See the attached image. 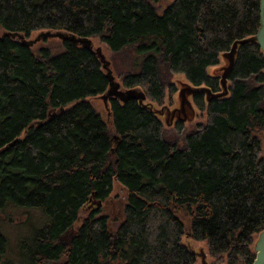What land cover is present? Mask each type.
<instances>
[{"label":"trees","instance_id":"16d2710c","mask_svg":"<svg viewBox=\"0 0 264 264\" xmlns=\"http://www.w3.org/2000/svg\"><path fill=\"white\" fill-rule=\"evenodd\" d=\"M161 1L0 0L2 31L61 30L99 37L116 53L133 49L135 68L123 83L147 95L110 99L104 117L87 99L109 88L95 53L69 41L54 53L0 38V214L28 207L43 216L26 264H195L186 234L219 261L254 263L264 229L260 44L238 46L228 94L192 95L207 119L183 145L165 138L155 103L173 92L175 74L222 92L221 76L209 69L235 41L258 33L260 0H173L159 13ZM175 125L185 128L181 118ZM114 180L128 191L118 226L102 216L80 220L109 200ZM182 207L194 213L189 229L177 214ZM1 226L0 218L5 264Z\"/></svg>","mask_w":264,"mask_h":264},{"label":"rangeland","instance_id":"374dc122","mask_svg":"<svg viewBox=\"0 0 264 264\" xmlns=\"http://www.w3.org/2000/svg\"><path fill=\"white\" fill-rule=\"evenodd\" d=\"M173 0H162L158 5V12L162 13L163 9L167 7ZM35 31L28 38H37L41 32ZM0 29V35L2 34ZM93 45L95 47H102L108 60H110V66L115 76L116 81L120 82L121 87L125 89L123 83V77L127 72L133 71L135 66L136 53L133 49H124L118 53L110 49V47L104 43L99 37H92ZM32 47L38 51L40 47L51 48L54 53H60L64 50V43L57 37L46 38L36 41ZM228 65V60L222 55L220 57V63L217 66L210 67L209 71L213 74L221 75L219 72L220 68ZM174 85L172 86L173 92L167 90L165 100L161 104H156L158 110L163 113L161 119L165 125V138L171 142H177L179 145L184 143V135L193 131L197 124L205 122L207 114L205 110H200L193 101L192 94L188 95L187 98L191 102L190 106H185L184 112H182L181 105V90L183 87L190 85L183 74H175L171 80ZM94 107L106 117L107 106L104 99L101 96L87 98ZM75 102L67 104L64 108L68 109L73 106ZM108 112V111H107ZM173 112H175L173 114ZM177 113V114H176ZM176 114V115H175ZM182 115L186 116V119H182ZM171 117H174L171 119ZM183 120L184 129L181 131L176 127L175 123L177 120ZM27 134L24 131L21 135L23 138ZM178 138V139H177ZM119 138H114L115 143ZM262 148L264 156V129L261 133ZM1 151V149H0ZM128 191L126 188L114 180L112 193L109 200L104 202V205L99 206L92 204L88 209L84 210L82 218L80 220L90 218L91 220L98 219L100 216L107 217L111 221L113 227L118 226L121 219V212L124 206L127 204ZM28 207H21L19 209H11L6 212H2L0 217L4 227V234L7 236L8 247L5 255V264H26L27 252H30L32 248V237L35 232L42 227L43 216L40 214V210H30ZM178 216L183 220L186 229L191 227V219L194 217V213L188 207H182L177 212ZM190 220V221H189ZM40 222V223H39ZM2 227V228H3ZM258 234L255 240H257ZM30 241V242H29ZM182 242L188 246V248L196 253L197 260L195 264H204L203 255L205 256L209 264H228L226 258L219 261L209 253L208 245L205 241H197L186 234L183 237ZM28 243V244H27ZM22 245V246H21ZM30 246V247H29ZM255 246V244H254ZM26 256V257H25Z\"/></svg>","mask_w":264,"mask_h":264},{"label":"water","instance_id":"95a60500","mask_svg":"<svg viewBox=\"0 0 264 264\" xmlns=\"http://www.w3.org/2000/svg\"><path fill=\"white\" fill-rule=\"evenodd\" d=\"M260 27L258 30V33L249 38L237 40L234 42L232 48L225 52L223 56L228 60V65L223 67V74L221 76V85L223 88V91L220 93H212V91L206 87H194L192 85H187L186 87H183L181 90V105H182V112H184L185 106H190L191 102L188 100L187 96L188 95H193L199 91H205L209 95V99L211 97H221L225 96L228 94V74L230 71L233 69L234 64H235V58H236V52L238 49V46L240 44L250 42V41H257L262 50L264 51V0H260ZM11 36L12 38H17L20 40L23 44L32 47V45L39 40L46 39V38H53L57 37L60 38L63 41H69L75 44L82 45V47L91 50L93 53H95L99 59L100 62L102 63V67L105 70L106 76L109 80V88L108 90L101 95V97L104 99L105 104L107 106V109L109 110V100L112 98H117L121 102H127L130 99H137L140 102H143L147 99V95L145 94L144 91H142L139 88H125L123 89L121 87L120 82L116 81L115 76L113 74V71L110 66V60L107 59L105 53L103 52L102 47H95L93 45V41L90 37H83V36H78L73 33H69L66 31H54V30H42L37 38L34 39H29L25 33L22 32H10V31H3L2 34L0 35V38L4 36ZM175 112H173L174 114ZM182 119H186V116ZM18 139L13 141L12 143L9 144V146L13 145L16 143ZM255 251H256V258L254 260L253 264H264V229L259 233L258 239L255 243ZM203 263L204 264H209L203 255Z\"/></svg>","mask_w":264,"mask_h":264},{"label":"bare ground","instance_id":"6f19581e","mask_svg":"<svg viewBox=\"0 0 264 264\" xmlns=\"http://www.w3.org/2000/svg\"><path fill=\"white\" fill-rule=\"evenodd\" d=\"M178 139V138H177ZM15 208V207H14ZM10 209V208H9ZM7 210V209H6ZM12 211V210H11ZM47 217V216H46ZM1 218V217H0ZM48 222V221H47ZM40 223V222H39ZM2 227V226H1ZM1 229V228H0ZM4 230V227L2 228ZM6 235V234H5ZM30 242V241H29ZM28 244V243H27ZM22 246V245H21ZM30 247V246H29Z\"/></svg>","mask_w":264,"mask_h":264},{"label":"flooded vegetation","instance_id":"af4514ba","mask_svg":"<svg viewBox=\"0 0 264 264\" xmlns=\"http://www.w3.org/2000/svg\"><path fill=\"white\" fill-rule=\"evenodd\" d=\"M176 114H177V113H176ZM176 114H175V115H176Z\"/></svg>","mask_w":264,"mask_h":264}]
</instances>
